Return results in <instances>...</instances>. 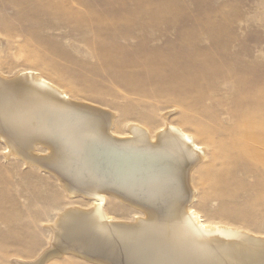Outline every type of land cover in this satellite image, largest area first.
<instances>
[{
	"label": "rangeland",
	"instance_id": "rangeland-1",
	"mask_svg": "<svg viewBox=\"0 0 264 264\" xmlns=\"http://www.w3.org/2000/svg\"><path fill=\"white\" fill-rule=\"evenodd\" d=\"M0 43L2 76L38 70L77 102L113 111L121 131L128 122L155 131L171 112L168 121L205 147L203 164L212 173L236 116L248 112L240 106L246 85H254V94L264 88V0H0ZM4 142L0 264H18L47 247L49 227L70 200L48 171L6 159ZM246 162L231 168L224 188L213 187L218 177L208 185L193 172V205L211 221L264 237V173ZM110 206L119 218L132 215L123 205ZM5 215L17 221L3 224ZM48 264L91 263L64 258Z\"/></svg>",
	"mask_w": 264,
	"mask_h": 264
},
{
	"label": "bare ground",
	"instance_id": "bare-ground-1",
	"mask_svg": "<svg viewBox=\"0 0 264 264\" xmlns=\"http://www.w3.org/2000/svg\"><path fill=\"white\" fill-rule=\"evenodd\" d=\"M37 71L24 69L13 78L0 73L3 154L48 171L70 201L49 227L47 247L18 264L64 258L91 264H264V237L207 219L193 205L198 189L192 185L195 172L201 183L218 177L213 187L224 188L231 168L245 161L264 173V123L254 121L264 110V88L254 94V85H246L240 106L248 112L236 116L233 135L217 152L219 172L212 173L203 164L205 147L168 121L171 112L155 131L133 122L121 131L113 111L77 102ZM112 204L132 215L119 218ZM1 221L17 219L5 215Z\"/></svg>",
	"mask_w": 264,
	"mask_h": 264
}]
</instances>
